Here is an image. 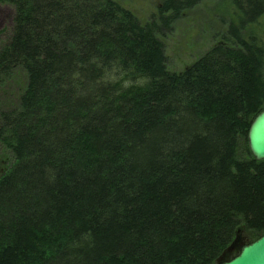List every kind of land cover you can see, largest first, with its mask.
Here are the masks:
<instances>
[{"label":"trees","instance_id":"16d2710c","mask_svg":"<svg viewBox=\"0 0 264 264\" xmlns=\"http://www.w3.org/2000/svg\"><path fill=\"white\" fill-rule=\"evenodd\" d=\"M202 1L0 0V264H217L264 234V0H213L235 22L171 70Z\"/></svg>","mask_w":264,"mask_h":264},{"label":"rangeland","instance_id":"374dc122","mask_svg":"<svg viewBox=\"0 0 264 264\" xmlns=\"http://www.w3.org/2000/svg\"><path fill=\"white\" fill-rule=\"evenodd\" d=\"M161 0H119L141 21H146L156 12ZM216 1L203 0L196 7L186 11L175 23L173 30L164 36L163 42L169 69L180 71L208 50L233 21V7H217ZM13 8L0 4V43L8 38L12 27ZM264 14L246 31L262 39ZM248 34V35H249Z\"/></svg>","mask_w":264,"mask_h":264},{"label":"water","instance_id":"95a60500","mask_svg":"<svg viewBox=\"0 0 264 264\" xmlns=\"http://www.w3.org/2000/svg\"><path fill=\"white\" fill-rule=\"evenodd\" d=\"M247 145L249 151L257 160L264 159V109L252 120L247 132ZM238 250V253L229 260L220 257L217 264H264V234L242 245L236 236L226 251Z\"/></svg>","mask_w":264,"mask_h":264}]
</instances>
